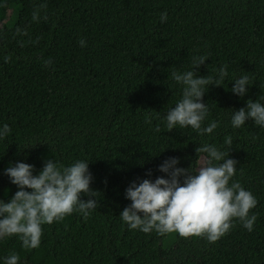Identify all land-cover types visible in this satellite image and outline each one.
I'll list each match as a JSON object with an SVG mask.
<instances>
[{
	"label": "trees",
	"instance_id": "obj_1",
	"mask_svg": "<svg viewBox=\"0 0 264 264\" xmlns=\"http://www.w3.org/2000/svg\"><path fill=\"white\" fill-rule=\"evenodd\" d=\"M202 55L209 59L199 76L218 79L227 66L223 85L209 86L203 98L204 126L215 120L219 127L203 136L190 127L169 132L165 116L183 89L171 73L192 70L193 57ZM244 75L252 85L241 98L231 89ZM249 99L264 104V0H0V128L11 129L0 140V199L8 202L18 190L4 175L10 162L34 165L36 175L48 159L65 167L89 162L90 186L100 192L87 220L73 213L43 225L37 249H23L17 237L0 240V264L13 252L18 264H207L206 256L264 264V128L252 120L231 124ZM229 135L230 158L239 162L233 179L258 201L253 231L236 220L209 243L130 230L122 221L133 181L165 176L158 167L169 157L198 169L206 154L195 149L224 150Z\"/></svg>",
	"mask_w": 264,
	"mask_h": 264
},
{
	"label": "clouds",
	"instance_id": "obj_2",
	"mask_svg": "<svg viewBox=\"0 0 264 264\" xmlns=\"http://www.w3.org/2000/svg\"><path fill=\"white\" fill-rule=\"evenodd\" d=\"M41 8L46 5H41ZM167 12L161 13V23L166 22ZM38 15L33 13V20ZM46 19V17H45ZM20 32V29H17ZM81 47L86 42L81 40ZM10 57H5L7 62ZM206 55L193 57L192 70L183 73L173 71L172 78L183 85L182 98L166 116V129L191 128L198 135H211L219 127L218 121L204 122L209 115L208 104L203 102L209 86L220 87L228 76L227 66H221L218 79L199 76L196 69L205 64ZM51 60L46 61L50 65ZM252 83L247 75L234 80L231 91L243 98ZM264 128V104L249 99L246 107L234 110L231 124L240 128L247 121ZM145 122L151 125L150 117ZM160 132V126L155 128ZM11 132L4 124L0 128V140ZM232 137L224 138L226 148L221 150L214 144L198 146V154H206L198 169L178 167L180 158L169 157L158 167L165 176L133 181L125 191V198L131 203L120 213L130 230L143 233L155 231L158 235L176 233L184 239L204 238L215 243L234 227V221L249 232L253 231L257 215L250 212L258 201L256 197L233 179L237 173V160L230 158ZM34 165L16 162L4 170L17 191L8 202L0 199V240L17 237L25 250L40 247L43 225L60 222L73 213H79L85 220L100 205L96 199L97 190L91 188L93 175L89 162L77 160L70 166L58 165L52 159L45 161L42 170L34 175ZM151 176L149 170L146 173ZM166 177V178H165ZM30 190V191H29ZM87 196L88 199H82ZM19 254L13 252L4 259V264H18Z\"/></svg>",
	"mask_w": 264,
	"mask_h": 264
},
{
	"label": "rangeland",
	"instance_id": "obj_3",
	"mask_svg": "<svg viewBox=\"0 0 264 264\" xmlns=\"http://www.w3.org/2000/svg\"><path fill=\"white\" fill-rule=\"evenodd\" d=\"M10 33L11 32H6L7 35L10 34ZM23 35H24V32L21 33L22 37H23ZM170 139L178 147H184L185 146V142L180 137H178V136H176L174 134H171ZM111 154L113 156H115L116 152H112ZM201 162L202 161L199 162V167L201 165ZM205 261H206L207 264H222V261H220V260H218V259H216L214 257H211V256H206L205 257Z\"/></svg>",
	"mask_w": 264,
	"mask_h": 264
}]
</instances>
